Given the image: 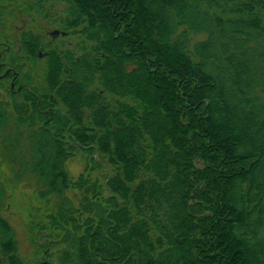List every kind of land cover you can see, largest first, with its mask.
<instances>
[{
	"label": "trees",
	"instance_id": "1",
	"mask_svg": "<svg viewBox=\"0 0 264 264\" xmlns=\"http://www.w3.org/2000/svg\"><path fill=\"white\" fill-rule=\"evenodd\" d=\"M47 29L68 116L54 137L4 89L0 264H27L3 216L17 168L36 264H264V0H0L11 51Z\"/></svg>",
	"mask_w": 264,
	"mask_h": 264
},
{
	"label": "flooded vegetation",
	"instance_id": "2",
	"mask_svg": "<svg viewBox=\"0 0 264 264\" xmlns=\"http://www.w3.org/2000/svg\"><path fill=\"white\" fill-rule=\"evenodd\" d=\"M51 31L47 29L45 33L37 35V45L27 40L26 48H23L19 35H16L12 51L10 46L0 41V86L3 89L0 91V100L7 102L4 95H8V93L5 94V90L12 93L14 95L13 106L15 107L14 119L31 121L36 117L40 121V127L57 137L59 135L58 128L52 124V121L60 118L65 119L68 116V110L50 90L49 84L57 83V80L50 77L47 79V73L53 61V47L59 45L60 37L63 35L61 30H58L59 33L54 35L51 34ZM65 63L64 59L62 64ZM63 76L66 75L63 73ZM60 87L61 85L55 87L56 93ZM34 109L37 113L34 112ZM25 134L29 135V132L25 130ZM61 136L66 137L64 133ZM19 169L14 171L13 179L15 177L16 180L21 181L25 173H21ZM27 174L29 175L30 172ZM24 178L27 179V177ZM15 187H18L17 184ZM21 195L23 196V193ZM21 195L19 197L22 198ZM32 198L27 201H19L17 209L13 212L22 213L28 217L29 208L33 205L31 203L37 201L35 196ZM21 208H23V212H21Z\"/></svg>",
	"mask_w": 264,
	"mask_h": 264
},
{
	"label": "rangeland",
	"instance_id": "3",
	"mask_svg": "<svg viewBox=\"0 0 264 264\" xmlns=\"http://www.w3.org/2000/svg\"><path fill=\"white\" fill-rule=\"evenodd\" d=\"M8 129V127H5V125L0 124V162L2 161L1 165H0V176L3 177L6 176V178H2L3 179H7V175L9 174V172L7 171V167H9L12 162L8 161V154L3 151L1 149V137L6 135V130ZM8 133H11L12 135H19L21 134L22 137L27 136L25 134L24 128L16 126V128H10ZM24 144L23 146H27V139L26 138H22ZM16 148V147H15ZM23 151H25L24 148L18 146L15 149V154H20L23 155ZM18 157V156H17ZM7 159L8 162L4 161V159ZM4 161V162H3ZM17 164V162H15ZM83 166L84 163L81 160L80 155H76L72 158H70L67 162H66V169L68 170V172L73 176L76 177L78 176V174L81 173V171L83 170ZM15 178V177H14ZM33 183L32 178L28 177L27 179L22 177L21 182H19L18 180L15 179L17 186L18 187H14L11 190H7L6 191V208H5V212L3 213V216L9 221V223L11 224V226L14 228L15 231V236H16V240H17V245H18V250L19 253L21 255V258L25 261V263L27 264H36L38 262V260H40V257L35 258L34 255V251L35 249L33 248L32 245V240L33 238L30 236L29 232H28V219L22 214H17V212H13L17 209V205L18 202L21 200L27 201L29 199H33L32 197L35 196V192L38 189V187L35 185V183H33V185L35 186L33 188V185L29 184ZM37 188V189H36ZM19 189V190H18ZM36 189V190H35ZM23 193V196L21 195ZM22 196L19 197V196ZM21 198V199H20ZM35 200V199H34ZM36 202V200H35ZM39 203V202H37ZM9 204V207H7V205ZM21 212H23V208H21ZM37 237V234L34 233V239Z\"/></svg>",
	"mask_w": 264,
	"mask_h": 264
},
{
	"label": "water",
	"instance_id": "4",
	"mask_svg": "<svg viewBox=\"0 0 264 264\" xmlns=\"http://www.w3.org/2000/svg\"><path fill=\"white\" fill-rule=\"evenodd\" d=\"M57 33H59L58 30H52V31H51V34H53V35H54V34H57Z\"/></svg>",
	"mask_w": 264,
	"mask_h": 264
}]
</instances>
